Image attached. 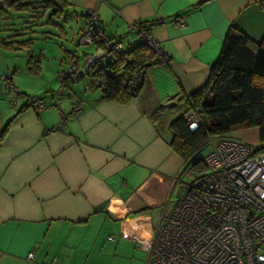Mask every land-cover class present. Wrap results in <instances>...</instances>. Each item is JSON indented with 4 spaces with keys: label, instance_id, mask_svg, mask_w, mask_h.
I'll return each mask as SVG.
<instances>
[{
    "label": "crops",
    "instance_id": "1",
    "mask_svg": "<svg viewBox=\"0 0 264 264\" xmlns=\"http://www.w3.org/2000/svg\"><path fill=\"white\" fill-rule=\"evenodd\" d=\"M67 1L74 16L84 18L82 28L86 12L95 13L105 38L123 49L138 43L127 27L148 24L168 66L149 70L139 98L127 105L102 101L99 92L86 90L68 100L69 110L52 98L53 105L39 113L19 112L11 107L6 85L20 91L26 70L22 67L20 83L21 67L0 48V264H119L122 258L141 264L136 255L149 251L152 240L144 216L162 204L159 195L172 197L184 167L168 144L175 117L169 108H182L181 96L206 84L230 27L255 42L262 39L264 0ZM180 19L183 27L176 23ZM13 26L0 30L7 33L0 39L22 41L26 31ZM77 103L80 112L71 114ZM158 106L165 111L152 120ZM63 114L67 120L60 125ZM249 133L229 136L251 145ZM159 215H152V226Z\"/></svg>",
    "mask_w": 264,
    "mask_h": 264
},
{
    "label": "trees",
    "instance_id": "2",
    "mask_svg": "<svg viewBox=\"0 0 264 264\" xmlns=\"http://www.w3.org/2000/svg\"><path fill=\"white\" fill-rule=\"evenodd\" d=\"M200 4L202 2L194 8ZM70 8L71 5L67 0H11L5 4L0 3V22L9 21L12 13H35L38 15L35 20H42L45 14L50 13L51 17L65 21L66 11ZM47 24L52 25L51 19ZM137 25L150 34L148 24ZM84 27L76 36L78 46L77 38ZM57 28L64 31L60 27ZM98 28L99 32L92 33L93 41L89 46L93 52L82 54L81 68L98 50H103V55L95 59L86 73H82L75 53L64 49L71 61V67H76L77 71L73 75H65L62 81L58 76L59 83H62L63 89H67L84 76H89L87 87L89 92H99L102 101L127 105L139 98L149 70L160 65H165L167 68L168 60L158 56L150 46L142 41L141 32L135 31L138 43L134 47L123 49L120 42L111 43L113 40L107 38L104 41L99 40L98 36H104L100 22ZM16 37L0 39V48L16 51L31 48L33 39L13 42L12 39ZM116 44L122 46L120 50L114 49ZM156 45L160 48L157 43ZM105 57H108L109 61L101 65ZM28 58L29 69L38 71V61L33 59L30 52ZM179 103L182 108L179 106L169 108L175 117L168 125L171 133L168 144L171 150L194 172L201 173L205 170L203 160L195 161L194 154L202 146L205 147L209 136L257 129L256 152L264 153V36L259 42H255L244 33L230 27L224 37L219 55L210 68L206 84L191 94H183ZM24 108L26 107L21 108L19 112L25 110ZM189 110L197 112L200 117V128L195 132L188 130L183 119L184 112ZM164 111L163 106H158L150 118L156 120ZM182 174H184L183 171ZM141 213L136 212L135 215Z\"/></svg>",
    "mask_w": 264,
    "mask_h": 264
},
{
    "label": "built area",
    "instance_id": "3",
    "mask_svg": "<svg viewBox=\"0 0 264 264\" xmlns=\"http://www.w3.org/2000/svg\"><path fill=\"white\" fill-rule=\"evenodd\" d=\"M86 17L77 38L83 48L91 46L92 33L99 32L96 14L89 11ZM176 23L184 26L181 19ZM127 30L141 32L142 41L168 59L148 31L139 25H129ZM98 38L106 40L101 35ZM121 47L116 44L114 49ZM76 71L69 67L58 76L62 81ZM6 89L12 94L14 109L26 107L39 113L46 108L43 100L24 96L10 82ZM80 110L77 103L71 114ZM183 119L190 132L200 128L197 112L185 111ZM66 120L63 117L60 125ZM205 147L204 172H194L186 165L183 172L189 168L186 174L192 179L174 205L157 217L146 264H264V153L229 134L209 136Z\"/></svg>",
    "mask_w": 264,
    "mask_h": 264
},
{
    "label": "rangeland",
    "instance_id": "4",
    "mask_svg": "<svg viewBox=\"0 0 264 264\" xmlns=\"http://www.w3.org/2000/svg\"><path fill=\"white\" fill-rule=\"evenodd\" d=\"M74 16L73 10L68 9V15L65 17V21H60L56 17H51L50 13L45 14V16L42 18V20L36 19L38 15L34 14H11L10 19L7 22H0V30L9 29L10 24L15 25L13 26L14 29L20 30L21 28H24L20 33L26 34L25 36L19 38L22 41L33 39L31 48L23 49V51H14V50H8L5 52H8L7 54L10 55L11 59L13 60V64L16 67H21L20 72H18L17 80L21 81L24 79V87L21 88L20 92L24 93V96H31L34 99L37 96H46V100H43L45 102L46 108H49L53 105L52 100L55 99V102H63L62 104L67 105L68 107V100H74L75 97H82L84 95V92L87 90V87L89 85V76H84L81 80H79L75 84H71L69 88L63 89L61 88V85L59 83L58 75L61 73H66L71 65V61L68 57V55L64 52V49L70 52H74L75 56L78 58L79 66L83 65V62L81 60L83 53H92V48H83L81 46L77 45L76 36L78 33V30L82 28L83 26V17L78 15ZM20 16L24 17V19L16 20L12 19L14 16ZM51 19L52 25H49L46 23L48 20ZM13 23V24H12ZM6 24V25H5ZM9 24V25H8ZM60 27V29H63L64 31H60L57 27ZM29 31L31 33H29ZM110 32H108L109 34ZM7 33H4L3 31L0 32V37L6 36ZM120 38V37H119ZM118 38V39H119ZM113 43V42H112ZM64 48V49H63ZM4 51L3 49H1ZM30 52V55L34 56V60L36 59L38 61L37 65L39 67L38 71H31L29 69L28 65V54ZM109 61L108 57H105L103 61L101 62V65L106 64ZM22 67L24 70H26V77L24 78L21 75V69ZM19 70V69H18ZM17 70V71H18ZM5 83V82H4ZM16 87V86H15ZM73 94V95H72ZM76 95V96H75ZM53 98V99H52ZM41 100V99H40ZM56 102V104H57ZM65 117V115H61V119ZM61 122V120H59ZM242 131V130H241ZM238 132V131H236ZM249 135L247 136L248 141H250L251 146L253 148L258 147V135L256 136L255 130L250 129ZM208 152V148L202 146L199 148L196 153L194 154L195 161L197 160H203ZM186 163H184L185 168ZM184 171V174H180L178 178V184L175 185V190L172 193V197L167 194V196H158L159 202L161 201V205L155 206L153 210H149L147 212V216H144L145 220V226L149 224V226H146L148 229L151 230V238L154 234L155 229V222H153L152 226V215L154 216L161 214L163 211H167L168 208L174 203V200L177 198L178 191L185 187L186 184L190 182L192 179L191 176H188L186 174L187 170ZM183 171V170H182ZM176 183V182H175ZM171 194V193H170ZM145 214V213H143ZM154 221V220H153ZM138 245L137 249H142V239L137 240ZM147 252V253H146ZM141 251L137 253L136 257L140 261L141 264L147 263L148 258V251ZM119 264H129V260L126 258H122L119 261Z\"/></svg>",
    "mask_w": 264,
    "mask_h": 264
},
{
    "label": "water",
    "instance_id": "5",
    "mask_svg": "<svg viewBox=\"0 0 264 264\" xmlns=\"http://www.w3.org/2000/svg\"><path fill=\"white\" fill-rule=\"evenodd\" d=\"M103 55V50H98L97 52H95L91 58H89V60L86 62V64L81 68V72L82 73H86L89 66L95 61V59L100 58V56Z\"/></svg>",
    "mask_w": 264,
    "mask_h": 264
}]
</instances>
